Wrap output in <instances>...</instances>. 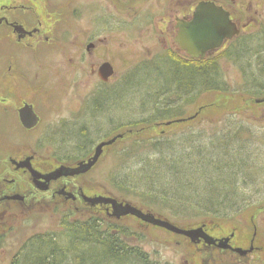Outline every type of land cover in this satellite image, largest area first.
Masks as SVG:
<instances>
[{
  "label": "rangeland",
  "instance_id": "rangeland-1",
  "mask_svg": "<svg viewBox=\"0 0 264 264\" xmlns=\"http://www.w3.org/2000/svg\"><path fill=\"white\" fill-rule=\"evenodd\" d=\"M122 1L126 2L127 0ZM200 1L207 0H130L129 7L126 6V9H122L117 6L114 8L112 0H101L99 12L102 17H100L98 23L90 24L84 19L83 24L74 26V28L78 27L83 31V39L70 38L64 44L66 46L64 54L54 53L41 62L42 65L58 66L60 71L63 72V82L56 83L57 88L60 90L59 94L56 95H60L62 98H73V103H77L75 98L91 96L93 90L99 87V90L103 91V95L107 94L105 91H110L109 99L113 100L115 104L112 106L111 112L99 113V131L96 129L97 131L91 132L86 137L35 136L37 145L40 143L43 146L39 157L44 159L47 158L49 153L50 155H60L69 152L73 146L71 144L81 141L83 138L91 141L93 148H95L96 145L111 140L119 132H123L124 138H121L118 142L116 141V144L107 146L100 156V160L98 159L99 162L89 173L63 181L68 185L83 188L87 196L98 195V197L113 198L118 202L129 203L144 213H149L147 209L140 205L138 200L124 199L115 188L117 180L127 179V182H130L129 180H132V178L136 179L135 176L140 174L139 171L145 165L139 153L141 150L132 149L131 147L133 140L150 139L159 136L162 132L169 133L166 135L169 136V139L186 133L194 138V134L196 135L202 128L205 129H203V133L208 141H212V137L216 133L221 134L224 137L218 138L221 141L218 146L220 148L211 150V155L214 157L220 155L221 158L232 156L233 159H249L250 166L238 162L233 167V170L236 171L235 181L243 187L245 195L249 194L254 203H259L256 207H252L244 214L235 216L230 221L217 223L207 221L205 224L194 227H185L178 224L176 226L193 229L204 225L206 229L218 237H229L234 233L233 244L245 248H248L253 241L254 246L259 247L260 250L255 256L261 258L262 262L260 264H264V102H256L257 100H263L264 94L261 95V93L264 91V72L256 71L253 68L254 72L242 73L238 68L231 67V65H239L240 63L227 61L226 57L220 54L216 59L221 66L223 80L227 82V92L209 93L198 98L193 104H184L182 107L184 116L180 119L186 120L185 122L166 125L168 122L164 121L160 124L137 126L136 128L131 125L136 121L147 119L155 112L156 107L162 108L171 104L172 107L177 108L179 104L185 103L184 100L176 101L174 96L164 97L160 93L157 96L156 94L159 91H171L174 88L166 86L165 82L164 84L157 82V78L148 81V76L152 71L148 75V70L143 69L144 71L136 76L137 80L130 85H124L121 80H123L125 74L127 75L137 66L147 64L148 61L160 55L168 44L171 45L172 38L167 32L168 26L162 22L163 19L167 20V16L170 15L169 10L174 6H178L180 11L187 14L192 10L194 11ZM217 1L225 3V0ZM233 6H236L239 11L241 10L238 15L240 18L243 17V24H246L247 20L252 17L256 20L255 24L243 30L244 33H252V35H255L254 37H264V0H235ZM97 26L99 27L101 39L98 40V44L96 43L95 51L89 53L86 51V46L89 43L86 34ZM259 32L263 35H260ZM261 43L262 41H259V44ZM79 49L83 51V70L77 66L79 63ZM254 52L253 50L251 53ZM262 58V52L252 56L250 58L253 61L252 65H261ZM72 59H74L73 62ZM179 59L184 60L181 57ZM103 62L112 64L115 73L110 83L105 86L100 83L96 73L91 74L90 69L91 64L98 67ZM35 65H38V63L35 62ZM81 71L82 76L79 80ZM54 79L51 80L54 81ZM78 80L79 82H77ZM118 93L120 95H117ZM71 107L76 109L79 106L73 104ZM59 115L62 114L53 112L48 114L47 118L58 117ZM196 117H198L196 120H192ZM170 119L172 121L178 120V118ZM108 120L111 121L108 122ZM125 125L130 127L121 128ZM115 126L121 129L110 132ZM240 127L243 131L239 132L240 136L237 137L235 130ZM121 130L123 131L121 132ZM244 130H249L252 136L247 135ZM117 152L125 154L124 158L117 157ZM38 166H43L42 169L44 170H50L54 168L55 164L53 162L50 164L39 162ZM244 179L247 181L246 185L243 184ZM130 184L135 186L137 183L131 182ZM244 194L243 196H245ZM44 198H50V193L37 196L35 210L32 212L33 214L31 213L32 215L20 213L18 218L14 220V226L19 227V229L16 236H10L6 247H3L4 254L0 264H10L11 257L14 254L16 255L17 251L19 252L21 246L29 237L61 232V224L69 215H71V220L81 222L89 218H100L107 222H116L121 226H128L139 234L143 233L144 241L135 245L142 246L143 250L157 264H184L183 257L186 251L191 254L194 250L197 258L204 256L197 253L196 249L190 247L189 244L184 243L179 247L177 243L185 242V237H179L160 227L147 226L134 216H122L115 220L107 214V207L110 209V213L112 211L110 206L89 207L79 198L77 203L68 202L64 204L59 202L52 204L45 210L47 206L43 200Z\"/></svg>",
  "mask_w": 264,
  "mask_h": 264
},
{
  "label": "flooded vegetation",
  "instance_id": "flooded-vegetation-1",
  "mask_svg": "<svg viewBox=\"0 0 264 264\" xmlns=\"http://www.w3.org/2000/svg\"><path fill=\"white\" fill-rule=\"evenodd\" d=\"M100 2L101 0H0V260L4 254L3 247H6L7 240L10 236H16L18 232L19 227L14 226V220L20 213L23 215L33 214L36 206L35 201L39 194L50 193V198L43 199L47 206L45 210L59 202L77 203L79 198L91 207L83 199V195H85L83 188L68 185L63 180L89 173L101 157L85 174L61 177L49 182L44 178L36 180L31 169L47 176L60 167L77 168L81 163H88L95 154L98 145L93 148L92 142L83 138L81 141L71 144L73 146L69 152L60 155H50L49 153L47 158L40 159L39 153L43 150L41 148L43 146L40 143L37 145L35 136L86 137L91 132L97 131L96 129L99 131V113L111 112V108L115 104L108 96H99V87L93 90L91 96L75 98L77 103H73V98H62L60 95H56L60 92L56 83L63 82V72L58 66L41 64L54 53L64 54L66 52L64 44L70 38L83 39V31L78 27L74 28V26L83 24L84 19L90 24L98 23L102 17L99 12ZM207 2L214 3L228 13L231 22L239 30L237 36L227 40L218 51L207 58L216 59L220 54H223L229 61V56L231 59L236 57L232 53L237 49L250 52L249 49L255 47L263 53L261 65H252L253 61L250 58L256 56L257 53L250 52L251 56L246 62L241 60V64L231 65V67L238 68L242 73L254 72L253 68L256 71L264 72V37H254L255 35L252 33L243 31L255 24L256 20L252 17L253 19L251 18L247 20L246 24H243V17L240 18L238 15L241 10L239 11L236 6H233L235 0H225V3L217 0H207ZM112 4L114 8L117 6L126 9V6L130 5V0L126 2L112 0ZM169 12L167 20L163 19L162 22L168 26L167 32L171 36L172 42L161 54L181 57L184 61H189L192 58L180 49L175 39L179 31V21H190L194 11L186 14L180 11L178 6H174ZM86 35L89 41L86 51L90 53L95 51L98 40L101 39L99 27L92 28ZM260 35L263 34L260 33ZM259 41L262 43L259 44ZM78 55L77 66L83 70V51L81 49H79ZM35 62L38 65H35ZM105 63L109 62H103L98 67L94 64L90 65L91 74L96 73L100 83L104 86L109 84L115 75L114 73L106 81L101 79L99 69ZM81 76L82 71L79 80ZM50 78L55 79L52 81ZM73 104H78L79 107L74 109L71 107ZM53 112H60L62 115L47 118V115ZM127 126H122V128L125 129ZM116 129L115 126L110 132H114ZM119 134H122L124 138L123 132H119ZM74 147L75 149H73ZM39 162L43 164L53 162L55 166L53 169L44 170L42 169L44 165L38 166ZM39 187L43 189H39ZM87 197L94 198L98 195ZM109 210L107 207L106 211ZM204 231L206 240L200 239L192 242L185 237V242L177 243L179 247L184 243L189 244L190 247L196 249L197 253L204 255L197 258L194 250L191 254L185 250L184 264H260L262 262L261 258L255 256L260 250L259 247L254 246L253 241L248 248H245L233 244L234 233L229 237H218L205 227ZM136 243L139 241H134L132 244L138 246L142 253L149 256L142 246L135 245ZM237 249L245 252L240 254L236 251ZM14 255L11 257L12 259L15 257ZM150 260L153 259L150 258Z\"/></svg>",
  "mask_w": 264,
  "mask_h": 264
},
{
  "label": "trees",
  "instance_id": "trees-1",
  "mask_svg": "<svg viewBox=\"0 0 264 264\" xmlns=\"http://www.w3.org/2000/svg\"><path fill=\"white\" fill-rule=\"evenodd\" d=\"M253 50L254 53H261L255 47L249 49L250 52ZM250 52L237 49L232 53L236 57L231 59L229 56L228 59L241 64V60L246 62L251 56ZM217 59H190L186 62L178 57L160 54L125 74L121 82L130 85L142 71L148 70V75L152 71L148 81L157 78V82H165L166 86L174 88L171 91H159L157 96L160 93L164 97L174 96L176 101L185 102L177 108L171 104L156 107L151 116L132 123V127L170 122V118L179 120L184 116V104H193L209 93L227 92V82L223 80ZM102 92H99L100 97H109L110 91H105L107 94L104 95ZM121 128L117 127L116 131ZM203 129L194 134V138L186 133L169 139L166 136L169 133L162 132L150 139H134L131 147L141 150L139 153L145 165L139 171L140 174L135 176L136 179L132 178L130 182L127 179L117 180L115 188L124 199L138 200L149 213L185 227L198 226L207 221H230L256 207L259 202L254 203L249 194H244L243 187L235 181L236 171L233 170L238 162L250 166L249 159L212 156L210 151L220 148L221 141L218 138L224 136L216 133L213 140L208 141ZM241 131V127L235 130L237 137ZM244 132L252 136L249 130ZM116 154L119 158L125 155ZM131 182L137 184L134 186ZM243 184H247L245 179ZM111 213L107 211L110 217L118 220ZM61 226L62 231L59 233L29 237L11 264H157L132 244L134 241H144V234L128 226L100 218L81 222L71 220V215L63 220Z\"/></svg>",
  "mask_w": 264,
  "mask_h": 264
},
{
  "label": "water",
  "instance_id": "water-1",
  "mask_svg": "<svg viewBox=\"0 0 264 264\" xmlns=\"http://www.w3.org/2000/svg\"><path fill=\"white\" fill-rule=\"evenodd\" d=\"M208 17L219 18L223 20L226 25L225 27L218 29L211 38H208L204 35L201 27V22ZM178 28L179 31L175 41L179 45L180 49L192 59H205L209 55L218 51L227 40H230L239 34L237 26L231 22L228 13H226L222 8L217 7L214 3L207 1H200L195 7L191 20L187 22L180 20ZM113 74L114 68L109 63L103 64L99 69V75L104 81L108 80ZM261 101L263 102L264 100H257L256 102ZM185 121L186 120L184 119H179L176 121L168 122L166 123V125H170L172 123H182ZM121 138H123V135L119 134L113 137L111 140L100 143L95 149L93 158H91L88 163L79 164L77 168L60 167L47 176H43L31 169L33 177L36 180H39V178H44L49 182L61 177L78 176L81 174H85L97 163L98 159L103 154L104 147L113 145L118 139ZM39 189L43 188L39 187ZM83 198L84 201H86L92 207L96 205L110 206L112 209V216H116L117 218L130 215L147 224L161 227L177 235H182L192 242L199 241L200 239L206 240L204 225L195 229H184L172 224L167 220L158 218L151 213H144L142 210L129 203L118 202L113 198L102 196L88 198L84 195ZM236 251L240 254L245 252L241 249H237Z\"/></svg>",
  "mask_w": 264,
  "mask_h": 264
},
{
  "label": "snow or ice",
  "instance_id": "snow-or-ice-1",
  "mask_svg": "<svg viewBox=\"0 0 264 264\" xmlns=\"http://www.w3.org/2000/svg\"><path fill=\"white\" fill-rule=\"evenodd\" d=\"M225 26V22L219 18L208 17L201 22L203 33L208 38H211L218 29Z\"/></svg>",
  "mask_w": 264,
  "mask_h": 264
},
{
  "label": "bare ground",
  "instance_id": "bare-ground-1",
  "mask_svg": "<svg viewBox=\"0 0 264 264\" xmlns=\"http://www.w3.org/2000/svg\"><path fill=\"white\" fill-rule=\"evenodd\" d=\"M152 214V213H151ZM164 220V219H163ZM143 222V221H142ZM143 223H145V222H143ZM145 224H147V223H145ZM147 226H153V225H150V224H148ZM154 227H157V226H154ZM193 229H195V228H193ZM174 234V233H173Z\"/></svg>",
  "mask_w": 264,
  "mask_h": 264
}]
</instances>
